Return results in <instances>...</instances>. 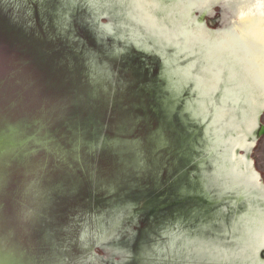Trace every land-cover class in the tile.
Masks as SVG:
<instances>
[{"label":"water","instance_id":"obj_1","mask_svg":"<svg viewBox=\"0 0 264 264\" xmlns=\"http://www.w3.org/2000/svg\"><path fill=\"white\" fill-rule=\"evenodd\" d=\"M0 264H264V0H0Z\"/></svg>","mask_w":264,"mask_h":264}]
</instances>
